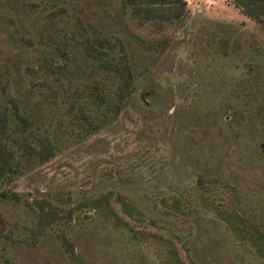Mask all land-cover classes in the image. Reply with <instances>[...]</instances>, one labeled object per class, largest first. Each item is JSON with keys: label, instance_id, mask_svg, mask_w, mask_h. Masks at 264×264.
I'll return each mask as SVG.
<instances>
[{"label": "rangeland", "instance_id": "rangeland-1", "mask_svg": "<svg viewBox=\"0 0 264 264\" xmlns=\"http://www.w3.org/2000/svg\"><path fill=\"white\" fill-rule=\"evenodd\" d=\"M184 1L161 22L122 0H0L12 134L21 113L35 143L59 136L0 181V264H264V24L235 0ZM103 64L132 82L110 121L79 98L122 82ZM77 100L105 125L87 133ZM105 197L126 223L91 204ZM40 205L61 217L42 232Z\"/></svg>", "mask_w": 264, "mask_h": 264}, {"label": "trees", "instance_id": "trees-1", "mask_svg": "<svg viewBox=\"0 0 264 264\" xmlns=\"http://www.w3.org/2000/svg\"><path fill=\"white\" fill-rule=\"evenodd\" d=\"M122 3L124 7L131 8L134 16L149 21L155 20L168 22L179 20L187 11L186 1L184 0H122ZM235 4L242 9L247 17L264 24V0H235ZM87 50L91 56L101 62L104 60L108 62V59H105V51L96 50L91 45L87 47ZM54 64L58 68H61V66L56 65V63ZM102 66L105 68L109 67L108 69H113L117 73L118 78L121 75L122 77L119 79L122 82L118 84L116 89L105 88L103 86L100 87L99 85L88 86L84 94L79 98L85 97L87 100H91L92 104L96 105L97 109H100L103 112V116H108L110 121L119 115L122 104L132 93L131 74L129 71L125 74L124 70H119L118 65L112 66L111 64H103ZM78 102H80V100L75 102V106H78L77 111H79L81 115L76 118L80 119V121L84 119V124L87 123V133L92 134L100 129L102 125H105V122L95 123L94 120L87 117L88 114H86L84 106ZM11 105H0V181L11 174L18 172L21 160L17 157V152L22 151L23 154H25L22 156H34L35 158H39L41 163H44L48 162L56 155V150L58 148V135H55V138H53L54 140H51L48 136L45 139H41V137L34 138L35 140H39L38 143L31 140L28 134L31 123L21 113H17V118L20 121L16 125V131L19 132L22 139L17 135H13L10 116L12 115V108H16V104L11 101ZM3 194L5 196H10L9 191H5ZM13 196L14 195H11V197ZM15 196L18 198V195ZM90 200L92 201L91 204L94 205H99L100 203L107 204L110 208V216L108 219H113L117 225H120L119 222H125L123 218L120 219L119 215L111 207L108 197ZM120 203L123 205V212L130 217L133 216L131 211L124 207L125 202L120 201ZM40 209L41 210L38 212V216L40 217L38 228L41 232L48 225L51 226L53 222L59 223L61 221L59 213L55 210H47L43 205H40ZM69 216H71V214H69ZM259 239H261L260 242L258 241ZM262 239L264 240V234L260 232L256 238L255 244H262ZM63 242L66 244V247L69 248L70 241L66 239L67 243L65 241ZM72 256L76 258L79 257L74 251Z\"/></svg>", "mask_w": 264, "mask_h": 264}]
</instances>
